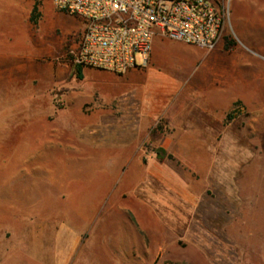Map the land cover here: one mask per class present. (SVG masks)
<instances>
[{
  "label": "rangeland",
  "instance_id": "374dc122",
  "mask_svg": "<svg viewBox=\"0 0 264 264\" xmlns=\"http://www.w3.org/2000/svg\"><path fill=\"white\" fill-rule=\"evenodd\" d=\"M209 1L226 15L220 41L233 40L264 65V0ZM1 6L12 17L13 47L24 49L26 33L45 52L27 69L34 78L19 80L23 71L0 85L14 104L0 106V264H264V84L260 106H236L202 163L165 160L186 199L148 180L136 185L121 179L134 165L111 162L126 150L116 100L84 96L118 89L78 81L69 65L61 67L82 22L51 0ZM57 65L63 80L51 84L46 68ZM34 93L43 116L24 113ZM157 127L140 143V175L165 134Z\"/></svg>",
  "mask_w": 264,
  "mask_h": 264
},
{
  "label": "crops",
  "instance_id": "0c3cea01",
  "mask_svg": "<svg viewBox=\"0 0 264 264\" xmlns=\"http://www.w3.org/2000/svg\"><path fill=\"white\" fill-rule=\"evenodd\" d=\"M0 3H4V0H0ZM11 19L8 8L1 6L2 86L11 84L12 77L23 71L27 77H20L19 80L34 78L32 72L27 74V69L43 51L32 45L26 33V46L21 52L17 51L11 44ZM29 41L31 45L27 44ZM58 65L55 72L46 68L48 82L51 84L62 83L64 71ZM62 65L67 68V64ZM82 76L81 80L76 79H87L90 80L88 84H105L118 89L113 95H84L88 99L97 97L117 102L116 123L121 127L120 132H123L120 140L124 141L125 145L122 146L126 150L115 154L112 163L132 164L139 168L142 158L138 150L142 138L158 125L163 126L165 134L157 148L165 154L163 162L160 164L155 161L160 159L152 154L150 165L141 175L134 171V167L123 173L121 179L131 182L137 180L136 185L148 180L152 185L162 186L186 199L188 193L180 181L182 178L166 165L165 160L182 167V163H202V158L211 156L219 146L220 137H224L230 123L228 116L235 111L236 106L248 110L253 107V101L256 102L254 107L260 106L264 65L252 61L243 46L233 40L228 43L221 40L214 50L207 51L157 35L153 39L148 65L144 69H134L122 76L82 69ZM34 94L33 102L26 105L24 113L27 114L29 108L35 116H43L42 105L36 101L37 94ZM0 106L6 110L14 104L10 96L2 94Z\"/></svg>",
  "mask_w": 264,
  "mask_h": 264
},
{
  "label": "built area",
  "instance_id": "2783aa9c",
  "mask_svg": "<svg viewBox=\"0 0 264 264\" xmlns=\"http://www.w3.org/2000/svg\"><path fill=\"white\" fill-rule=\"evenodd\" d=\"M83 29L65 48L72 69H92L118 76L148 65L153 39L214 50L226 15L209 0H51Z\"/></svg>",
  "mask_w": 264,
  "mask_h": 264
},
{
  "label": "trees",
  "instance_id": "16d2710c",
  "mask_svg": "<svg viewBox=\"0 0 264 264\" xmlns=\"http://www.w3.org/2000/svg\"><path fill=\"white\" fill-rule=\"evenodd\" d=\"M36 11H37V5H34V8L32 10V13H31V22L36 24ZM74 70V73H75V76L78 80H81L83 78L82 76V69L81 68H75L73 69ZM228 120H230V116H228ZM159 130V127L153 129L152 133H157V131ZM157 156L159 159H161L162 157L164 158L165 154L162 150H157L156 152Z\"/></svg>",
  "mask_w": 264,
  "mask_h": 264
}]
</instances>
